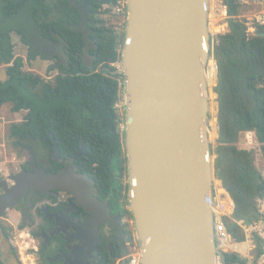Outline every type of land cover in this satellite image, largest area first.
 <instances>
[{"label":"trees","instance_id":"16d2710c","mask_svg":"<svg viewBox=\"0 0 264 264\" xmlns=\"http://www.w3.org/2000/svg\"><path fill=\"white\" fill-rule=\"evenodd\" d=\"M75 1L83 3L94 42L89 50L91 66L84 60L86 39L73 28L79 25L82 14L72 0H0V20L29 12L45 40L65 44L68 58L67 64L51 67V71L58 70L53 82L26 72L23 58L15 56L11 34L16 32L27 46L29 35L20 28H3L5 23L0 21V65L6 66L8 76L6 81L0 80V109L10 104L13 113L27 112L22 123L11 126L10 136L17 147L31 148L39 165L50 155L52 142L46 141L50 133L60 141L63 157L74 155L83 145L86 155L79 161L89 172L100 171V181L104 182L113 179L110 172L125 171L127 163L116 108L123 92L119 65L125 33H119L104 19L120 0ZM224 3L228 32L215 36L212 50L218 65L214 90L219 105V138L214 154L216 177L234 203L232 218H226L227 229L234 240L243 241L244 233L234 220H257L256 200L264 195L255 149L239 147L252 132L264 158V25L255 21V32H249L248 22L242 18L243 0ZM39 56L47 59L44 54ZM112 179L105 184L110 187ZM225 262L245 264L235 254H226Z\"/></svg>","mask_w":264,"mask_h":264},{"label":"water","instance_id":"95a60500","mask_svg":"<svg viewBox=\"0 0 264 264\" xmlns=\"http://www.w3.org/2000/svg\"><path fill=\"white\" fill-rule=\"evenodd\" d=\"M126 6L119 72L126 97L129 209L143 248L141 264H215L222 253L214 238V182L220 180L209 139L206 81L213 58L210 0H126ZM50 136L57 160L59 143L50 133L46 139ZM22 148L32 172L12 178L14 187L0 195V216L30 189L31 203L50 180L103 221V203L83 190L75 171L51 176L37 166L31 148ZM84 151L80 148L74 158Z\"/></svg>","mask_w":264,"mask_h":264},{"label":"flooded vegetation","instance_id":"af4514ba","mask_svg":"<svg viewBox=\"0 0 264 264\" xmlns=\"http://www.w3.org/2000/svg\"><path fill=\"white\" fill-rule=\"evenodd\" d=\"M46 141L52 142L49 146L50 155L42 165L36 162L37 166L51 176L65 173L71 175L75 171L83 179V190H91L93 197L103 203L100 209L103 221L99 222L98 216L85 210L75 194L49 180L45 190L33 194L31 203L29 198L32 189L13 209L0 216L5 218L10 211H14L17 216L15 219L18 220L16 223L11 218H6V224L0 225V258L3 245L15 246V232L27 230L38 249V264H105L104 261L107 264L113 261L124 264L130 256L132 246L137 242L134 217L129 209L130 179L127 163L125 171H112L109 175L113 179L107 178L102 182L100 171L95 169L89 172L79 161L86 155V150L82 156L74 158L83 145L72 156L63 157L60 151L59 159L55 160L54 141L51 136ZM24 172H32L29 160L19 172L0 181V195L14 187V176ZM111 179L113 183L109 187L105 182ZM99 183L103 186H99ZM0 264H4L1 259Z\"/></svg>","mask_w":264,"mask_h":264},{"label":"rangeland","instance_id":"374dc122","mask_svg":"<svg viewBox=\"0 0 264 264\" xmlns=\"http://www.w3.org/2000/svg\"><path fill=\"white\" fill-rule=\"evenodd\" d=\"M52 2H56L58 0H51ZM245 5V10L242 15V18L245 19L248 23L247 26L249 27V32H255V17L264 11V0H243ZM72 5L75 7L77 12H80L82 16L79 19V25L73 26V28L84 35L86 39V49H85V56L84 60L87 65H92V57L89 54L90 48L94 45V42L90 39L91 30L88 26V22L86 19V11L84 9L82 2H76L72 0ZM212 6V4H211ZM118 8L114 9L110 15L104 16L108 25H112L116 28L119 33H125L126 26H127V6L122 5ZM212 21L215 26V29L210 28V33H219L222 31V27L224 30L228 32V19L226 20H218L215 19L214 14L212 15ZM5 23V27H15L23 29L30 37V46L32 47V52L30 51V46L25 45L21 41V37L16 33L13 32L11 34L12 41L15 45V56L21 57L24 60V70L26 72L32 73L34 75L40 76L41 78L45 79L46 81L53 82L54 78L58 74V70L51 71V67H57L58 63L67 64L68 58L65 53V44L62 41H58L56 43L50 42L45 40L39 28L35 25V23L30 19L29 12H26L22 16H16L9 20L3 21ZM209 23V26H210ZM219 31H216V28H219ZM226 33V32H225ZM212 38H215L213 36ZM124 45V44H123ZM40 54H44L47 59L39 56ZM57 57V58H56ZM214 60L213 58L210 59ZM215 61V60H214ZM216 62V61H215ZM8 79L6 73V66L0 65V80L6 81ZM216 87V86H215ZM214 87V89H215ZM209 87V96L212 99V96L215 93V90ZM217 94H216V102L217 101ZM211 103V100H210ZM12 106L7 104L0 109V181L7 180L9 175H13L21 170L23 165L27 163L30 158L28 151L19 148L15 145V139L10 136L11 126L14 124H20L24 121V118L27 114L26 111H21L19 113H13L11 110ZM120 118V125L119 131L122 136V139L125 142V131L127 129V118H126V97L123 92L121 95V100L116 106ZM219 109V105H218ZM218 109L217 115L209 112V127L211 122L213 121L214 117L217 119L218 116ZM218 124V119H217ZM219 129V126H218ZM218 140V138H217ZM217 140L211 141L213 156L216 159V155L214 154V150L217 147ZM247 144L246 136L244 140L239 144V147H251L255 149V158L256 164L258 166L259 171L264 168V158L261 155V151L259 149V144ZM222 188V184H221ZM214 190L217 193L218 187L216 185V181L214 182ZM216 206V205H215ZM16 213L14 211H10L9 215L5 218H0V225L6 224V218H11L14 222L17 223V218L15 219ZM17 217V216H16ZM25 232V233H24ZM18 231L14 234V241L21 243L25 241L27 244H34L30 239L26 237L28 231ZM24 235V238L21 239L19 236ZM18 237V238H17ZM31 245V246H32ZM4 264H19V253L17 248L14 245L8 244L3 245L1 249V258Z\"/></svg>","mask_w":264,"mask_h":264},{"label":"built area","instance_id":"2783aa9c","mask_svg":"<svg viewBox=\"0 0 264 264\" xmlns=\"http://www.w3.org/2000/svg\"><path fill=\"white\" fill-rule=\"evenodd\" d=\"M212 4V6H211ZM126 5V0H120L119 6ZM215 19L226 20L228 19V8L224 3V0H210L209 10V23L212 21V15ZM255 21L258 24L264 25V11L259 13L255 17ZM216 28V31L220 30ZM219 29V30H218ZM227 33L226 30H220L219 33H211L212 37ZM213 43H214V38ZM247 144H253L256 142L254 133L248 132L246 134ZM255 144H258L257 142ZM264 183V168L260 170ZM223 193H215L214 197V238L217 249L222 253L218 254L215 264H226L224 256L226 254H235L237 257L245 261V264H264V195L256 200V208L258 213V219L247 223L244 220H234V222L243 231L245 239L243 241L234 240L233 236L227 229L226 218H232L234 212V203L229 197L228 193L222 186ZM24 232V231H23ZM25 233V232H24ZM21 239L24 235L19 236ZM27 238L32 239L29 236V232L26 234ZM18 238V237H17ZM33 242V240H31ZM15 247L19 253V264H38L37 247L36 245L27 244L25 241L21 243L14 241ZM143 257V248L135 242L132 246L130 256L124 264H141Z\"/></svg>","mask_w":264,"mask_h":264},{"label":"bare ground","instance_id":"6f19581e","mask_svg":"<svg viewBox=\"0 0 264 264\" xmlns=\"http://www.w3.org/2000/svg\"><path fill=\"white\" fill-rule=\"evenodd\" d=\"M209 17H211L209 15ZM210 28L213 30L215 29V26L213 23H210ZM206 81L208 88L211 87V89L217 85L218 82V76H217V64L214 60H211L208 62L207 67H206ZM210 97V96H209ZM211 103H210V113L214 114L215 116L217 115V109H218V104L216 102V94L212 96ZM218 124H217V119L214 117L213 121L210 124L209 127V139L211 141H216L218 138ZM216 185L218 187L219 193H223V190L221 188V182L216 181Z\"/></svg>","mask_w":264,"mask_h":264},{"label":"crops","instance_id":"0c3cea01","mask_svg":"<svg viewBox=\"0 0 264 264\" xmlns=\"http://www.w3.org/2000/svg\"><path fill=\"white\" fill-rule=\"evenodd\" d=\"M222 184V183H221Z\"/></svg>","mask_w":264,"mask_h":264}]
</instances>
